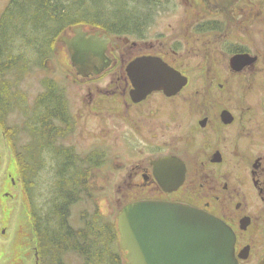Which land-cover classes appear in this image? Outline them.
<instances>
[{
  "label": "flooded vegetation",
  "instance_id": "obj_1",
  "mask_svg": "<svg viewBox=\"0 0 264 264\" xmlns=\"http://www.w3.org/2000/svg\"><path fill=\"white\" fill-rule=\"evenodd\" d=\"M259 1L184 0L186 8L174 9L163 8L158 0L155 8L135 11L141 15L138 25H77L58 42L71 70L66 77L79 88V118L106 132L99 138L115 135L114 142L120 140L125 157L131 158L120 166L105 158L101 165L112 163L124 173L122 184L115 185L121 193L119 213L139 201L204 211L233 232L238 264H264V24ZM182 15L180 24H154ZM77 33L92 37L102 49V57L82 72L73 67V51L62 39L72 40ZM136 61L143 63V71L165 65V89L139 94L133 80L144 73H130ZM72 112L70 123L76 124ZM103 151L105 145L93 146L92 152L104 158ZM89 187L96 191L90 182Z\"/></svg>",
  "mask_w": 264,
  "mask_h": 264
},
{
  "label": "trees",
  "instance_id": "obj_2",
  "mask_svg": "<svg viewBox=\"0 0 264 264\" xmlns=\"http://www.w3.org/2000/svg\"><path fill=\"white\" fill-rule=\"evenodd\" d=\"M157 6L158 0H10L0 15V126L19 163L39 264H70V258L122 264L124 256L117 222L104 217L89 187L103 155L64 144L74 130L65 88L45 73L42 91L29 104L22 84L28 87L35 71L45 72L67 28L138 25L141 15L135 11ZM43 178L49 180L46 194L39 185Z\"/></svg>",
  "mask_w": 264,
  "mask_h": 264
},
{
  "label": "rangeland",
  "instance_id": "obj_3",
  "mask_svg": "<svg viewBox=\"0 0 264 264\" xmlns=\"http://www.w3.org/2000/svg\"><path fill=\"white\" fill-rule=\"evenodd\" d=\"M160 2H163V8H186L184 0H160ZM9 3L10 0H0V15ZM256 7L259 8L258 10H261L259 20L261 24H264V0H260ZM177 15H179V13ZM183 19V15L179 17H163L161 20L154 22V24L175 25L180 24L179 21ZM56 47L57 49L54 55H52L51 60L46 61L45 72L35 71L28 76V87H26L27 84H22V89L25 90L27 88V92H29V104H31L38 93L42 91L40 77L45 73L53 77L59 82L60 86L65 88L66 96L70 102L69 106L71 111L73 110L74 113H72L75 115L74 117L76 120L74 130L71 135L65 139L64 144H73L76 150L81 154L87 151L92 152L93 146L102 144L105 145L106 149V152L103 151L105 154L104 160L106 158L108 162H114V164L118 166L123 163H129L131 158L129 156L125 157L124 146L120 140L119 142H114L115 135H111L110 138H99L104 137L102 135L106 132L98 128L96 130L95 128L97 126L88 124L87 118H79V108L77 106L80 93L79 88L66 77L67 73L71 72L70 67L60 54L61 48L59 43H57ZM71 79H73V76H71ZM85 112L88 113L89 109H85L84 116H86ZM108 162L106 164H108ZM103 164L104 161L102 165ZM95 172L94 170L91 171L89 182L96 190L97 205L104 217L109 218L113 222H117L121 193L115 191V185L119 184L121 180L123 181L124 173L122 169L119 168H117L116 171L112 163L108 165V168L99 166ZM20 178L21 175L17 157L14 156L9 139L0 126V264L40 263L37 238L31 220L29 203ZM45 178L47 179V175ZM45 178L40 179L39 185L46 194L49 188V180L47 181ZM13 180L17 182L16 185L12 184ZM121 184L122 183H120V185ZM82 208L83 205H80L74 209L76 220ZM69 262L70 264H79L75 258H70ZM122 264H125L124 258Z\"/></svg>",
  "mask_w": 264,
  "mask_h": 264
},
{
  "label": "water",
  "instance_id": "obj_4",
  "mask_svg": "<svg viewBox=\"0 0 264 264\" xmlns=\"http://www.w3.org/2000/svg\"><path fill=\"white\" fill-rule=\"evenodd\" d=\"M73 51L71 63L79 72L93 59L102 57V49L93 38L78 34L62 38ZM60 38L58 39V42ZM136 61L130 73H144L134 79L139 94L166 83L162 63L146 66ZM154 68V69H153ZM160 75L163 78L153 79ZM135 75V77H137ZM120 248L126 264H238L234 256V234L227 225L204 211L161 201H139L125 206L117 216Z\"/></svg>",
  "mask_w": 264,
  "mask_h": 264
}]
</instances>
